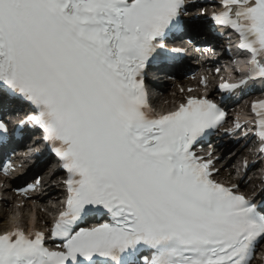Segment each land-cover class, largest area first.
<instances>
[{"label":"snow or ice","instance_id":"6c2138e0","mask_svg":"<svg viewBox=\"0 0 264 264\" xmlns=\"http://www.w3.org/2000/svg\"><path fill=\"white\" fill-rule=\"evenodd\" d=\"M223 8L212 19L252 56L248 80L224 86L235 91L264 80V0ZM188 14L187 0H0V107L31 104L25 124L69 173L66 211L48 237L0 235V264H254L264 204L216 182L192 150L225 113L208 99L159 117L149 105L145 69L182 52L165 41L201 23ZM255 107L264 138V102ZM7 131L0 120V139Z\"/></svg>","mask_w":264,"mask_h":264},{"label":"bare ground","instance_id":"6f19581e","mask_svg":"<svg viewBox=\"0 0 264 264\" xmlns=\"http://www.w3.org/2000/svg\"><path fill=\"white\" fill-rule=\"evenodd\" d=\"M160 97L162 98V95H160ZM160 97H158V100L160 99ZM2 195H3V193H2ZM1 196H0V229L5 227L4 225H5V222L7 221L5 219H8L7 216H11L10 214H13L10 218L14 217L16 219L15 220L11 219V220H9V222L12 221L11 223H14V222L18 223L19 221L21 222L20 219L21 218L23 219V217H24V219H27L29 221L30 216H31L32 212H34V210L36 212V215L38 216L39 224L33 222V223H30L29 225H34V226H36V228H40V227H44L45 225L48 224V221H49L48 220L49 217L47 218L48 214L39 212L40 209L34 208V206L32 207L31 201H27V206L24 207L21 211H15L14 210V211L9 212V215H7L8 213H6L3 210V207L5 206V204H7V202H5L4 198L1 199ZM9 222H6V224H9ZM11 223H10V225H11ZM31 227H33V226H31Z\"/></svg>","mask_w":264,"mask_h":264}]
</instances>
